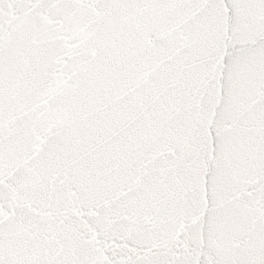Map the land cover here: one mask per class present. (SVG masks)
<instances>
[{"label": "snow or ice", "instance_id": "obj_1", "mask_svg": "<svg viewBox=\"0 0 264 264\" xmlns=\"http://www.w3.org/2000/svg\"><path fill=\"white\" fill-rule=\"evenodd\" d=\"M0 264H264V0H0Z\"/></svg>", "mask_w": 264, "mask_h": 264}]
</instances>
